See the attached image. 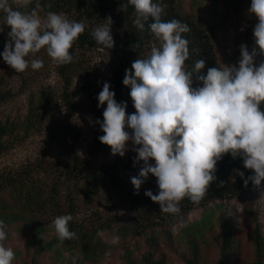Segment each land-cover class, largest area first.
Wrapping results in <instances>:
<instances>
[{"label":"rangeland","instance_id":"1","mask_svg":"<svg viewBox=\"0 0 264 264\" xmlns=\"http://www.w3.org/2000/svg\"><path fill=\"white\" fill-rule=\"evenodd\" d=\"M157 1L161 0H154ZM175 1L179 9L191 11L212 25L211 37L219 65L238 66L242 43L247 44L250 52L256 49L254 63L257 67L264 63V54L255 44L254 28L249 29L254 18L247 15L251 0ZM56 13H62L70 20L83 21L91 28L111 15L115 47L75 45L71 50L74 59L66 65L53 63L46 51L41 50L37 57L44 60V66L35 71L29 68L23 73H16L0 57V88L12 94L0 102V171L17 172L33 168L41 161L62 164L70 160L74 151L81 157L91 155L97 168H105L132 153L128 151L124 157L113 156L110 146L99 148L98 124H94L93 113L95 104H99L97 97L103 83L109 82L112 86L122 46L123 33L118 21L123 14L112 9L90 15L72 8ZM40 14L44 16L46 12ZM3 23L4 16L0 15V24ZM0 26L4 31L11 30L6 25ZM242 27L244 31H240ZM152 40L144 45L145 56ZM63 67L65 74L61 71ZM66 79L70 81L72 110L67 108L63 95ZM124 102H127V114L135 113L132 99L129 97ZM106 107L105 104L99 108L103 111ZM89 116L93 117V123L87 119ZM66 124L69 127L61 130L60 126ZM126 131L131 132V129L126 128ZM238 169L245 174L248 170L243 164ZM34 174L43 176L37 171ZM138 174V169L118 174L121 184L134 195L137 194L131 177ZM233 175L234 171L227 179L229 182ZM43 178L46 179L47 175ZM239 179L235 176V181ZM107 187L99 195L87 198L80 182L67 181L60 186L55 200L46 203L42 210L31 211L17 219L12 217L19 209L16 206L0 211V221L4 222L6 231V239L0 243L14 250L12 264H152L151 261L157 260H161L160 264H218L223 239L222 215L231 217L234 226V241L227 264H259V260L264 261L262 182L259 186L251 185L236 194L219 196L182 214L164 218L159 217L162 214L154 218L141 215L125 191L121 192L119 187L110 184ZM154 187H158L156 177L149 174L138 195ZM46 196L49 198L50 194ZM121 210L125 215L115 214ZM64 214L73 216L69 229L77 238L63 242L57 239L48 244L57 237L52 221ZM257 224L263 235L261 248L256 242ZM98 232H103V236ZM113 236L119 237L118 243H113ZM41 244L48 245L39 249ZM146 254L151 256L150 261L144 258Z\"/></svg>","mask_w":264,"mask_h":264},{"label":"clouds","instance_id":"2","mask_svg":"<svg viewBox=\"0 0 264 264\" xmlns=\"http://www.w3.org/2000/svg\"><path fill=\"white\" fill-rule=\"evenodd\" d=\"M31 4L32 0H0V12L4 14L0 25L11 29L0 53L4 62L16 73L39 70L44 60L37 54L44 50L55 64L71 63L73 45L86 29L84 22L53 11L41 16L39 0L30 9ZM129 4L135 10L133 24L138 32L147 31L153 37L148 55L134 60L125 70L123 84L130 88L136 111L128 115L127 102L118 103L111 84L104 82L97 99L98 107H107L103 120L96 119L94 124H99L104 135L98 139L110 146L113 156L124 157L132 151L136 153L134 167L143 161L138 176L131 177L135 194L151 174L159 191L154 194L146 190L144 194L160 205L162 213L179 214L185 198L199 205L206 197L217 180V163L226 154L242 158L244 168L253 173L246 177L244 171L234 169L232 183L239 176L245 188L249 182L259 186L264 181V63L255 65L256 49L250 52L242 43L238 66L210 67L204 74V59H196L191 67L186 65L189 41L183 34L191 31L187 23L163 21L167 5L154 0H128L121 7L126 11ZM247 15L257 21L255 44L264 54V0H251ZM112 25L109 15L91 29L96 45L115 47ZM2 32L4 27L0 26ZM87 119L93 123V117ZM225 184L221 180L218 187ZM115 214L122 216L125 212ZM72 220L71 214H64L52 221L60 241L77 238L69 229ZM98 235L103 236V232ZM5 239V225L0 221V241ZM112 241L118 243L119 237L113 236ZM14 258V250L0 243V264H12Z\"/></svg>","mask_w":264,"mask_h":264},{"label":"trees","instance_id":"3","mask_svg":"<svg viewBox=\"0 0 264 264\" xmlns=\"http://www.w3.org/2000/svg\"><path fill=\"white\" fill-rule=\"evenodd\" d=\"M37 0H32V4L29 8L35 7ZM128 0H39L43 11L58 12L61 9H77L82 13L95 15L100 14L112 9H117L120 14H123V18L118 21L120 32L123 33L121 38V51L118 58V64L114 69L112 91L116 93L115 99L118 103L124 102L130 96V88L123 84L125 76V70L131 68V64L139 57H145L143 53L144 45L148 43L153 37L149 32L139 33L133 24L135 19V10L132 5H128L125 11L121 5L127 4ZM162 5L166 4L162 14L163 21H169L172 19L180 20L190 26L191 31L183 34L189 41V59L186 61V65L191 67L196 59L202 58L205 60V68L202 70L204 74L207 73V69L210 67L219 66L217 62L214 42L211 37V24L199 19L191 11H184L179 9L175 0H161L157 1ZM0 15L4 16L2 12ZM257 23L255 17L251 22L249 29L254 28ZM91 27H86L85 32L82 33L75 41L74 45H91L96 44L93 40L90 32ZM7 32L0 33V53L3 52L5 43L8 41ZM1 58L2 55H0ZM65 74V67L61 69ZM12 94L9 90H3L0 88V102L10 97ZM64 100L66 101L67 108L73 109V100L70 92V81L66 79L63 89ZM261 110L264 111V103L261 104ZM95 120H103V111L95 104L94 106ZM61 130H66L69 127L67 124L60 126ZM5 129V126H1ZM52 133L55 129L51 130ZM104 133L101 131L98 124L97 138ZM99 148L102 149L106 144H103L98 139ZM136 155L132 152L126 159H118L112 165L105 168H97L92 161L91 155L86 157L79 156L75 151L72 152L70 160L63 162L62 164L53 165L52 163H44L43 161L37 163L33 168H23L17 172L0 171V211L7 210L12 206H16L19 209L16 210L12 217L15 219L25 217L29 212L42 210L46 203L54 201V196H57L60 186L67 181L71 183H79L83 187V191L87 198H92L100 194V191H106L108 185H114L119 187L120 191H125L129 198L134 202L141 215L154 218L159 216L164 218L165 216L173 217L175 215L165 214L160 211V205L153 202L145 194L134 195L128 192L126 188L121 184L118 178V174L131 173L133 170H140L143 166V161L139 165L133 166V158ZM155 164V161H151ZM243 164V159L238 157L233 159L230 154H226L221 161L217 163V180L213 182L206 197L200 202L199 205L206 203L207 201L226 195L236 194L244 189L243 180L240 178L235 183L229 182L227 179L234 169H238ZM43 174L41 177H37L34 173ZM251 170H247L245 176L252 175ZM47 175V178H43ZM50 178V181L48 179ZM225 181L224 187H218L219 181ZM264 183V181H262ZM253 185L249 182L248 187ZM247 187V188H248ZM154 194H157L158 187L151 188ZM47 194L50 197L47 198ZM72 203V202H71ZM196 204H193L187 198H185L181 204L182 214ZM176 214V215H179ZM7 217V216H4ZM221 224L223 228V239L221 246V255L218 260V264H227L229 259V251L233 246L234 241V226L231 217L222 215ZM257 247L261 248L263 245V235L260 231V227L257 224L255 228ZM58 238L55 237L48 242L51 244ZM48 244H41L39 249L45 248ZM147 261H150V255H144ZM152 264H160L161 260L151 261ZM259 264H264V261L259 260Z\"/></svg>","mask_w":264,"mask_h":264}]
</instances>
